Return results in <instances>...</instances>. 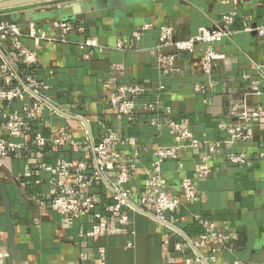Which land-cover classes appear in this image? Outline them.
Returning <instances> with one entry per match:
<instances>
[{
  "label": "crops",
  "instance_id": "1",
  "mask_svg": "<svg viewBox=\"0 0 264 264\" xmlns=\"http://www.w3.org/2000/svg\"><path fill=\"white\" fill-rule=\"evenodd\" d=\"M221 1L107 0L88 13H81L85 19L72 22L75 28L64 42L50 46L42 41L41 48L35 50L32 40L23 36L22 45L36 52L37 62L33 65L22 62L10 41L3 44L0 65L7 61L18 77L30 76L46 85L43 96L51 104L19 139L7 136L0 114V137L22 145L0 160V179L10 199L19 255V261L14 262L5 253L0 201L3 264H182L194 252L187 248L178 252L174 245L196 240L204 221L214 223L219 230L226 227L230 239L223 246L209 241L198 250L202 257L215 256L217 264H233L236 260L264 264V159L257 157V152L264 150V35L254 31L264 26V0H227L226 4ZM68 5H37L30 11L53 12ZM231 12L235 17L230 36L212 45L223 59L214 62L209 77L199 69L200 44L191 54L177 55L176 73L164 77L158 72L154 47L160 27H172L174 38L184 41L196 36L201 28L213 27L222 15ZM10 15L17 20L24 14ZM55 20L59 19L35 23L46 36H53L58 33L52 27ZM144 24H150L151 29L143 33L133 49L116 48L117 41L129 40ZM86 39H95L101 50H80L79 44ZM88 52L92 54L83 59ZM113 65L123 69L122 75H116V85L146 87L148 92L138 103L152 104L159 98V108L139 109L131 116L117 114L107 102L109 90L102 85L114 75ZM252 82L258 83V95L251 90ZM159 86L164 88L161 94L157 91ZM197 86L203 88L195 91ZM241 101L249 111L263 109L261 119L251 124L252 138L235 149H222L210 155L211 173L204 180L196 176L200 158L207 154L203 144L163 161L161 169L167 188L178 194L179 182L187 178L193 182L198 196L192 203L183 202L177 212L167 214L165 224L143 213L138 208L139 199L148 184L146 172L154 160L153 151L158 146L173 145L165 125L167 118L189 129L196 139L221 142L231 122L229 107ZM26 102L30 99L15 101L7 111L20 113ZM152 120L158 125L152 124ZM61 128L69 132L68 143H48L41 148L34 144L35 135L53 139ZM108 134L116 135L119 142L109 149L106 176L110 182L121 172L128 176L122 189L128 193L130 203L121 210L127 222L119 224L107 212L113 204L111 194L101 185H92L83 193L96 196L95 208L69 224L51 209L50 169L59 160L90 163L92 146ZM238 151L247 154V163L242 167L228 161L230 153ZM26 173L31 177L26 178ZM98 222L116 231L91 237L89 232Z\"/></svg>",
  "mask_w": 264,
  "mask_h": 264
},
{
  "label": "built area",
  "instance_id": "2",
  "mask_svg": "<svg viewBox=\"0 0 264 264\" xmlns=\"http://www.w3.org/2000/svg\"><path fill=\"white\" fill-rule=\"evenodd\" d=\"M233 1L235 2V0ZM221 3L226 4L228 1L222 0ZM234 17V12L222 15L213 27L201 28L196 36L184 41L174 38L172 27H160L157 43L154 47L157 52L156 68L158 72L164 77L176 73L178 70L174 62L177 55L180 53L191 54L195 51V46L200 44L201 47L198 50L200 54L199 69L202 75L209 77L214 62L223 59V56L213 51L212 45L230 36V27L233 24ZM52 27L58 33L53 36H46L35 22H29L27 25L0 22V55H2L3 44L10 41L12 48L18 53L24 64H35L37 62L36 52L25 48L20 39L23 36L30 38L35 50H38L41 48L42 41H46L50 46L55 42H64L65 36L75 28L72 22H62L61 20L53 21ZM150 29V24L142 25L132 33L129 40L117 41L116 48L121 51L133 49L134 44L140 41L143 33ZM78 31H82V29L79 28ZM254 31L262 36L264 35V26H260ZM85 47L101 50L95 39H86L78 46L80 50ZM165 49H172L174 52L165 54L163 52ZM91 54V52H88L83 55V59H88ZM111 70L114 75L107 78L102 85L109 90L107 102L117 114L131 116L139 109L159 108V98H156L152 104L138 103V100L147 94L148 89L146 87L136 84L116 85L117 76L123 73L120 65H113ZM13 84L18 85L13 86ZM202 88V86H197L195 91ZM46 89V85L30 76L18 77L7 61L2 62L0 65V114L3 117V129L8 137L19 139L31 122L38 119L45 109H50L51 104L43 96V91ZM163 90L162 86L157 88L160 94ZM251 90L256 95L260 93L257 82L251 83ZM26 98H29L30 102L23 104L20 113L7 111L15 101L25 100ZM166 113L169 114L170 111L167 110ZM262 116L263 109L261 107L249 111L243 101L231 104L228 110V117L231 122L225 129L226 137L221 142L214 143H209L205 139H196L189 129L181 127L178 123L167 118L165 125L173 139V145L158 146L153 151L154 160L150 169L146 172L148 184L139 199L138 208L154 220L165 224V216L177 212L183 202H194L198 196V191L190 179L184 178L179 182L178 194L172 193L163 179L161 169L163 161L178 156L182 151L196 150L203 144L207 148V154L200 158L196 176L198 179L204 180L211 173L210 155L222 149H235L238 145L250 140L252 138L251 124L254 121H259ZM151 123L158 125L156 120H152ZM33 141L39 148L48 143L57 146L68 143L69 132L61 128L56 138L47 139L37 134L34 136ZM118 142L119 139L116 135L108 134L92 146L93 160L90 163L88 161L72 163L59 160L50 169L49 196L51 209L62 215L69 224L95 208L96 196L83 193L92 185H101L111 194L113 204L107 208V212L116 217L119 224L127 222V217L121 214V210L130 203L128 193L122 189V185L128 181V176L126 173L121 172L114 182H110L106 176L110 161L109 149ZM131 144H133V141H131ZM21 146L0 137V160L7 157L12 151L21 148ZM257 157L264 159V150L257 152ZM247 160V154L241 151L232 152L228 156L229 163L236 167L244 166ZM25 177L30 178L31 175L26 173ZM38 183V181H35V184ZM201 227L202 232L196 240L189 241L187 244L176 243L174 245L175 250L178 252L186 248L194 252V255L185 258L182 264H217L215 256L202 257L198 254V250L203 248L209 241H214L223 246L230 239V236L225 232L226 227L219 230L214 223L207 221L202 222ZM115 231L109 229L104 222H98L92 226L89 235L99 237ZM233 264L246 263L236 260Z\"/></svg>",
  "mask_w": 264,
  "mask_h": 264
},
{
  "label": "water",
  "instance_id": "3",
  "mask_svg": "<svg viewBox=\"0 0 264 264\" xmlns=\"http://www.w3.org/2000/svg\"><path fill=\"white\" fill-rule=\"evenodd\" d=\"M87 1V3H85ZM107 0H0V22L27 25L42 19H59L62 22L83 21L81 13H88L97 5L106 4ZM68 7L56 9L53 12L34 13L30 9L37 5L54 6L65 5ZM23 12L17 20L11 18V13ZM73 15V18L70 17ZM0 201L3 206L4 228L6 232L5 253L14 262L19 261V255L14 240V228L11 217V203L4 183L0 179Z\"/></svg>",
  "mask_w": 264,
  "mask_h": 264
},
{
  "label": "rangeland",
  "instance_id": "4",
  "mask_svg": "<svg viewBox=\"0 0 264 264\" xmlns=\"http://www.w3.org/2000/svg\"><path fill=\"white\" fill-rule=\"evenodd\" d=\"M0 255H1L0 264H3L4 263V257H3V255L1 253H0Z\"/></svg>",
  "mask_w": 264,
  "mask_h": 264
},
{
  "label": "bare ground",
  "instance_id": "5",
  "mask_svg": "<svg viewBox=\"0 0 264 264\" xmlns=\"http://www.w3.org/2000/svg\"><path fill=\"white\" fill-rule=\"evenodd\" d=\"M0 258H1V255H0Z\"/></svg>",
  "mask_w": 264,
  "mask_h": 264
}]
</instances>
